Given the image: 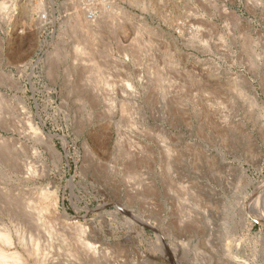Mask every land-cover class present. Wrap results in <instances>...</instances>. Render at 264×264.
<instances>
[{"label": "rangeland", "instance_id": "1", "mask_svg": "<svg viewBox=\"0 0 264 264\" xmlns=\"http://www.w3.org/2000/svg\"><path fill=\"white\" fill-rule=\"evenodd\" d=\"M53 189L94 264H264V0H0V254L89 264Z\"/></svg>", "mask_w": 264, "mask_h": 264}, {"label": "bare ground", "instance_id": "2", "mask_svg": "<svg viewBox=\"0 0 264 264\" xmlns=\"http://www.w3.org/2000/svg\"><path fill=\"white\" fill-rule=\"evenodd\" d=\"M39 131H37L36 129V132L40 133ZM42 137L44 136L42 135ZM44 140L50 153L53 156H60V151L57 149L54 140L51 138L49 134L46 135V138ZM41 195H39V199L41 203L38 202L39 201L38 199L36 200L39 203L38 205L35 206L31 203L34 206L32 209V214L39 226L55 228L53 226V222H54L53 215L56 216L58 215L61 218L62 223H65L68 226H74V229L80 231V233L85 234L84 240L81 241L84 247L83 253L85 255V259L89 264H94L95 262H97L96 260H98V258L100 259V261H104L105 259L107 260L109 258L108 245L110 240L108 242L106 236L98 237L97 234H95L92 225H85L80 223L78 217H70L65 207H63L61 210L59 208L58 193L56 189H53L51 192H48L46 198H45L46 195L45 196L44 195L41 196ZM43 215L44 216L46 215V217H43ZM3 236H5V238L3 237L4 239L2 238V236L0 237L6 242L11 241L9 236L5 234ZM52 241L53 242L57 241L58 249L67 250L68 254H71L74 257V263L80 264L81 258L79 257V255L70 252L69 247L65 246L63 237L58 232L54 237H52ZM21 245L23 248V252L13 250L5 254H0V264H42L41 262L43 260L41 259L39 253L37 254V252L32 250V248H26V245L22 242Z\"/></svg>", "mask_w": 264, "mask_h": 264}]
</instances>
